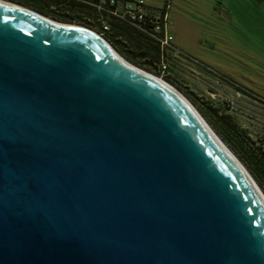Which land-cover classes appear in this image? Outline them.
<instances>
[{"label": "water", "instance_id": "obj_1", "mask_svg": "<svg viewBox=\"0 0 264 264\" xmlns=\"http://www.w3.org/2000/svg\"><path fill=\"white\" fill-rule=\"evenodd\" d=\"M0 264H264V193L101 33L0 1Z\"/></svg>", "mask_w": 264, "mask_h": 264}, {"label": "rangeland", "instance_id": "obj_2", "mask_svg": "<svg viewBox=\"0 0 264 264\" xmlns=\"http://www.w3.org/2000/svg\"><path fill=\"white\" fill-rule=\"evenodd\" d=\"M12 2L38 11L21 2ZM147 2L162 4V0ZM40 13L61 22L100 30L92 18L80 22L57 17L56 13ZM168 31L177 44H173L174 48L159 47L158 58L140 55L138 48L124 40L115 43L108 33L103 36L126 61L184 96L238 158L204 111L209 105L219 106L232 113L251 137L264 139V0H172ZM140 36L155 44L149 37Z\"/></svg>", "mask_w": 264, "mask_h": 264}, {"label": "trees", "instance_id": "obj_3", "mask_svg": "<svg viewBox=\"0 0 264 264\" xmlns=\"http://www.w3.org/2000/svg\"><path fill=\"white\" fill-rule=\"evenodd\" d=\"M34 7L43 13H56L57 17H63L65 20H78L86 22L93 19L95 22L94 13L86 6L65 0H12ZM51 4L61 5L57 10H51ZM97 23V22H96ZM110 31L108 32L112 41L121 40L133 45L140 50V55L148 54L159 57V45L153 44L147 40L141 39L140 35H145L142 32L134 29L130 25L109 20ZM98 27L100 25L97 23ZM137 32V33H136ZM147 36V35H145ZM148 37V36H147ZM206 117L210 121L216 132L226 141L231 149L236 153L238 158L247 167L251 175L257 181L262 191L264 192V139H255L250 134L245 132L238 124L236 117L220 109L219 106L209 105L204 111Z\"/></svg>", "mask_w": 264, "mask_h": 264}, {"label": "built area", "instance_id": "obj_4", "mask_svg": "<svg viewBox=\"0 0 264 264\" xmlns=\"http://www.w3.org/2000/svg\"><path fill=\"white\" fill-rule=\"evenodd\" d=\"M86 6L100 25L99 33L110 31L109 20L124 22L134 29L147 35L161 48H174L173 36L168 31V12L172 0H162L158 12L149 13L146 10V0H65ZM56 4H51V10H57Z\"/></svg>", "mask_w": 264, "mask_h": 264}, {"label": "crops", "instance_id": "obj_5", "mask_svg": "<svg viewBox=\"0 0 264 264\" xmlns=\"http://www.w3.org/2000/svg\"><path fill=\"white\" fill-rule=\"evenodd\" d=\"M9 1V0H8ZM146 10L149 12V13H154V12H158L160 7L162 6V4L159 6V5H155L153 3H148L147 0H146ZM169 14V12H168ZM172 33H173V30H172ZM174 36V35H173ZM173 44H177L175 42V37H173Z\"/></svg>", "mask_w": 264, "mask_h": 264}, {"label": "bare ground", "instance_id": "obj_6", "mask_svg": "<svg viewBox=\"0 0 264 264\" xmlns=\"http://www.w3.org/2000/svg\"><path fill=\"white\" fill-rule=\"evenodd\" d=\"M0 1H4V2H8V0H0ZM46 18L47 19H50V20H52V21H54V22H61V21H58V20H55V19H53V18H51V17H48V16H46ZM122 57V56H121ZM123 58V57H122ZM124 59V58H123ZM128 62V61H127ZM131 64V63H130ZM133 65V64H132ZM184 97V96H183ZM202 118V117H201ZM203 119V118H202ZM207 124V123H206Z\"/></svg>", "mask_w": 264, "mask_h": 264}]
</instances>
